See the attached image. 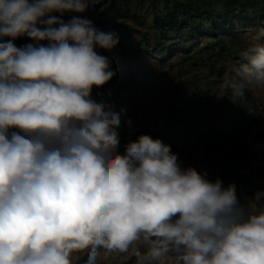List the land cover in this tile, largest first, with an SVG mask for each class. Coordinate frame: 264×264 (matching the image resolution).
<instances>
[{
	"label": "clouds",
	"instance_id": "obj_1",
	"mask_svg": "<svg viewBox=\"0 0 264 264\" xmlns=\"http://www.w3.org/2000/svg\"><path fill=\"white\" fill-rule=\"evenodd\" d=\"M94 6L0 0V264H98L137 242L138 264H264V190L241 199L149 134L118 150L120 112L92 92L119 36L79 15ZM247 39L236 98L264 89V30Z\"/></svg>",
	"mask_w": 264,
	"mask_h": 264
},
{
	"label": "rangeland",
	"instance_id": "obj_2",
	"mask_svg": "<svg viewBox=\"0 0 264 264\" xmlns=\"http://www.w3.org/2000/svg\"><path fill=\"white\" fill-rule=\"evenodd\" d=\"M101 1L95 0L92 9L79 15L95 23ZM128 1V11L137 8L139 14L134 19L130 13L128 20L153 34L148 27L151 0ZM252 4L248 8L257 11L259 0H252ZM251 13L241 14L237 19L240 24L229 34L212 38L192 33L181 41L157 39L145 51L142 47H131L140 35L136 32L124 38L123 53L115 48L108 52L117 75L102 87H94L92 95L99 99L97 93H102L113 111L120 112V117L129 124L120 152L138 134H149L169 144L182 166L191 165L197 171H204L208 179L219 178L225 186L231 182L234 170L253 174L251 183L236 188L241 199L250 198L256 190H264V177L256 175L258 167L264 166V89H251L243 98H236L226 83L240 53L233 54L232 48L240 45V51L243 50L248 36L263 30L253 22L245 23L247 16L255 18ZM140 20L143 21L139 25ZM173 44H185V47L176 49ZM215 128L225 129L232 141L216 157L206 159L195 141ZM232 151L239 159L228 161ZM138 248L143 251L140 242L127 253H107L101 249L98 264H138L134 254ZM85 259L86 253L73 255L74 264H83Z\"/></svg>",
	"mask_w": 264,
	"mask_h": 264
},
{
	"label": "trees",
	"instance_id": "obj_3",
	"mask_svg": "<svg viewBox=\"0 0 264 264\" xmlns=\"http://www.w3.org/2000/svg\"><path fill=\"white\" fill-rule=\"evenodd\" d=\"M260 6L257 11L248 8L252 4V0H151L150 9L152 12L150 24L148 25L154 31V36L148 30H141L136 23L128 20L129 14L134 19L139 18L137 8L133 11L129 10L128 0H102L101 11L94 23L102 30H113L119 36V43L115 49H119L120 53L126 50L124 38L130 35L140 33L135 38L136 41L131 45L137 49L142 47L145 51L151 46L155 40L181 41L192 33L201 36L218 37L222 34H229L232 28L240 24L241 14L255 15V18L247 16L245 23L253 22L255 25L264 30V0H259ZM160 3V6H159ZM133 12V14H132ZM70 15L65 14L64 19L67 20ZM140 22L137 24L140 25ZM148 28V29H149ZM153 36V37H152ZM5 40L9 39L7 37ZM17 47L32 41L27 37H19L13 41ZM210 43L213 41L210 40ZM176 49H183L185 44H173ZM240 45L232 48L233 54L240 52ZM228 47V46H227ZM101 55L108 56V51L98 49ZM129 129L128 122L120 117V134L119 149L123 146L126 134ZM232 141V136L225 130L215 128L209 130L206 135L197 138L195 145L200 147L206 159L216 157L223 149L227 148ZM235 151L229 152L228 161L237 160L239 156L235 155ZM238 157V158H237ZM257 177H264V166L258 167ZM232 183L236 188L240 185H247L252 182L253 174L246 175L243 172L234 170L232 172Z\"/></svg>",
	"mask_w": 264,
	"mask_h": 264
}]
</instances>
